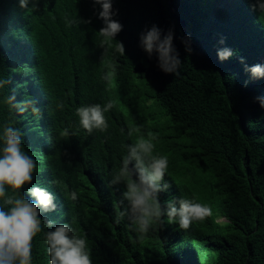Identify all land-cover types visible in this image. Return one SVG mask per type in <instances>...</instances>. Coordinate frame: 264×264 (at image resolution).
Here are the masks:
<instances>
[{
	"label": "trees",
	"instance_id": "trees-1",
	"mask_svg": "<svg viewBox=\"0 0 264 264\" xmlns=\"http://www.w3.org/2000/svg\"><path fill=\"white\" fill-rule=\"evenodd\" d=\"M36 3L26 10L0 0V75L18 101L28 96L39 108L15 118L39 166L33 183L56 197L57 209L42 218L85 233L93 264H264V108L253 100L264 95V79H249L239 61L264 63V13L249 0H113L123 24L120 54L114 44L105 52L98 45L102 20L93 0ZM153 24L173 29L179 75L161 71L139 46ZM223 46L236 54L221 62L216 49ZM108 99L115 103L109 129L88 134L75 108ZM8 114L0 107V120ZM138 125L158 134L157 151L169 157L173 186L161 199L180 194L209 204L213 215L204 222L187 230L165 223L144 237L126 219L114 222L123 185L107 182ZM74 189L75 201L67 198ZM33 257L47 264L42 234L33 239Z\"/></svg>",
	"mask_w": 264,
	"mask_h": 264
},
{
	"label": "clouds",
	"instance_id": "clouds-1",
	"mask_svg": "<svg viewBox=\"0 0 264 264\" xmlns=\"http://www.w3.org/2000/svg\"><path fill=\"white\" fill-rule=\"evenodd\" d=\"M18 5L26 10L37 7L36 0H18ZM96 5H99L98 18L102 20L98 30V45L105 52L114 44L113 51L124 54V44L117 39L123 24L115 18L118 9L113 7V0H93V6ZM249 6L259 14L264 13V0H249ZM79 21L90 23V18L87 21L79 18ZM74 22L67 20L68 24ZM257 36L251 35L252 42ZM173 40V29L165 31L156 24L146 26L139 34V46L147 57H155L157 67L164 73L179 75L182 60ZM182 42L185 51L191 53L193 49L190 41L185 38ZM219 43L225 44L223 37ZM235 54L228 46L216 49L221 62ZM239 61L249 79H264V63L248 64L242 55ZM111 67L114 71L115 66ZM102 78L108 79L107 71ZM10 83L8 76L0 75V107H6L9 113L6 119L0 120V264H33V239L38 234H42L46 245L47 264H93L85 233L79 232L70 221L57 223L41 216V213L57 209L56 197L39 181L33 183L39 166L27 150L24 132L15 118L16 114L29 111L38 114L39 108L31 97L26 96L18 101L15 92L9 90ZM253 100L264 108V95L258 94ZM56 107L63 110L64 103L58 102ZM114 107L112 99L103 103L80 104L75 108L79 127L88 134L106 132L110 126L106 114ZM135 131V139L121 145L119 166L107 182L109 187L123 185L118 201L120 210L114 222L119 224L126 219L129 227L139 237H144L162 229L165 223L187 230L194 223L204 222L212 216V207L195 197L179 194L161 199V193L169 192L173 186L169 179V157L156 151L159 136L153 130L138 125ZM64 134L70 135L67 129ZM128 135L132 136V130H129ZM50 183L55 184V181ZM78 196L74 189L67 198L75 201Z\"/></svg>",
	"mask_w": 264,
	"mask_h": 264
},
{
	"label": "rangeland",
	"instance_id": "rangeland-1",
	"mask_svg": "<svg viewBox=\"0 0 264 264\" xmlns=\"http://www.w3.org/2000/svg\"><path fill=\"white\" fill-rule=\"evenodd\" d=\"M156 151H157V148H156Z\"/></svg>",
	"mask_w": 264,
	"mask_h": 264
}]
</instances>
